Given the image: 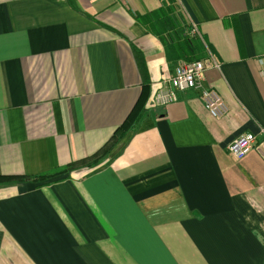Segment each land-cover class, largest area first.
I'll list each match as a JSON object with an SVG mask.
<instances>
[{
    "label": "crops",
    "instance_id": "1",
    "mask_svg": "<svg viewBox=\"0 0 264 264\" xmlns=\"http://www.w3.org/2000/svg\"><path fill=\"white\" fill-rule=\"evenodd\" d=\"M170 3L225 115L155 102ZM0 264H264V0H0Z\"/></svg>",
    "mask_w": 264,
    "mask_h": 264
},
{
    "label": "built area",
    "instance_id": "2",
    "mask_svg": "<svg viewBox=\"0 0 264 264\" xmlns=\"http://www.w3.org/2000/svg\"><path fill=\"white\" fill-rule=\"evenodd\" d=\"M190 34L199 36L196 27L192 25ZM207 54L209 51H207ZM208 58V57H207ZM199 59L193 61H180L172 69H166L160 79V88L154 99L157 104H165L175 98L177 91L196 89L199 91L204 107L212 117H220L227 113L224 99L214 90L202 84L205 70L217 63L212 59ZM255 134H240L227 145L228 152L236 159L243 158L256 142Z\"/></svg>",
    "mask_w": 264,
    "mask_h": 264
},
{
    "label": "trees",
    "instance_id": "3",
    "mask_svg": "<svg viewBox=\"0 0 264 264\" xmlns=\"http://www.w3.org/2000/svg\"><path fill=\"white\" fill-rule=\"evenodd\" d=\"M173 4L170 3L168 11H160L151 14L149 21L154 23L153 32L162 41L166 57L170 61L182 59L183 61H193L205 58V46L195 35L190 34L191 24H187L180 13L174 11ZM133 115V111L126 117L124 122L118 127L123 129ZM117 131V130H116ZM65 170V169H62ZM60 170V172L62 171Z\"/></svg>",
    "mask_w": 264,
    "mask_h": 264
}]
</instances>
